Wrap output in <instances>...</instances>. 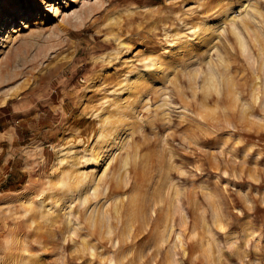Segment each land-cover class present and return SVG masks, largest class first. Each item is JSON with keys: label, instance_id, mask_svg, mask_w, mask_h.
Here are the masks:
<instances>
[{"label": "rangeland", "instance_id": "rangeland-1", "mask_svg": "<svg viewBox=\"0 0 264 264\" xmlns=\"http://www.w3.org/2000/svg\"><path fill=\"white\" fill-rule=\"evenodd\" d=\"M220 1L0 0V264H264V0ZM118 208L135 244L83 252Z\"/></svg>", "mask_w": 264, "mask_h": 264}, {"label": "bare ground", "instance_id": "bare-ground-1", "mask_svg": "<svg viewBox=\"0 0 264 264\" xmlns=\"http://www.w3.org/2000/svg\"><path fill=\"white\" fill-rule=\"evenodd\" d=\"M216 1V0H215ZM215 1H213V0H206V2H205V4H204V6L206 5V9H211V8H215L216 6H218L219 5V3H221V1L219 2V3H217V2H215ZM199 2V1H198ZM203 2H204V0H203ZM214 3H217V5H214ZM249 3V2H248ZM40 4L41 3H39L38 5L40 6ZM201 4H203V3H201ZM200 4V5H201ZM230 5V4H229ZM198 6V5H197ZM233 7V6H232ZM197 8H199V7H197ZM249 8V7H248ZM230 10L232 9V8H229ZM243 9V8H242ZM212 10V9H211ZM229 10V11H230ZM207 12V11H206ZM231 12V11H230ZM235 13V10H233L232 11V14H234ZM245 13V11L244 10H240V11H238V14H234L233 15V17L234 18H236V17H242L243 15L242 14H244ZM247 13V12H246ZM246 15V14H245ZM253 17V16H252ZM257 18V17H256ZM251 19V18H250ZM191 20V19H190ZM236 20V19H235ZM184 22H185V20H183ZM254 21V20H253ZM190 22V21H189ZM186 23V22H185ZM208 22L206 21L205 22V20H203L202 18H201V16H200V18H198V21L196 22V23H193V24H191V23H189V24H191V25H189V27L187 28L188 30H190V32L193 30V32H195L194 34H195V36H196V38H199L198 39V41L199 40H206L207 39V37L209 36V35H211V33L213 32V30H214V27H212V26H210V25H208L207 24ZM237 23V22H236ZM258 23V22H257ZM243 24V23H242ZM177 25V24H176ZM186 25H188L187 23H186ZM247 25V24H246ZM185 26V25H184ZM257 26H258V24H257ZM261 26V25H260ZM246 27V26H245ZM248 27V26H247ZM166 29V28H165ZM174 29H176V27L174 28ZM121 30V29H120ZM173 30V29H172ZM184 30H186L185 28H184ZM174 31V30H173ZM173 31H168V32H170V35H168L167 34V36H171V38L172 39H170V40H175L176 38H181V34H179L180 32L179 31H177V32H173ZM187 31V30H186ZM245 31V30H244ZM193 32H192V35H194L193 34ZM185 33V32H184ZM238 34V33H237ZM184 35V34H183ZM189 36V34L188 33H186L185 35H184V37L186 38V37H188ZM183 37V36H182ZM210 38H211V36H210ZM240 38H241V36H240ZM168 39V38H167ZM186 39H188V38H186ZM209 39V38H208ZM207 39V40H208ZM209 41H210V39H209ZM206 42H208V41H206ZM211 42V41H210ZM209 42V43H210ZM192 42L191 41H189V40H186L185 41V45H183L184 47H186V46H191L190 44H191ZM196 43V42H195ZM241 43H243V40H242V38H241ZM243 45H244V43H243ZM195 46V45H194ZM181 47H182V45H181ZM181 49V48H180ZM220 54V53H219ZM222 54V53H221ZM226 55V54H225ZM149 68H151L152 70H156V63L155 62H153L151 65H149L148 66ZM158 67V66H157ZM160 67V66H159ZM164 71V70H163ZM205 81H207V80H205ZM134 83V82H133ZM177 86V85H176ZM175 86V87H176ZM179 86H181V85H179ZM185 87V86H184ZM179 88V87H178ZM175 89V88H174ZM177 91V90H176ZM184 92V91H183ZM263 94V93H262ZM180 95V94H179ZM182 95V94H181ZM264 95V94H263ZM182 98V97H181ZM185 100V99H184ZM188 102V101H187ZM186 101L183 103V105L185 106L186 105V103H187ZM190 103V102H189ZM182 105V106H183ZM190 106V105H189ZM184 108H186V107H184ZM186 110V109H185ZM120 121H122V120H119V121H117V122H113L114 123V127L116 126V124L118 125V123L120 122ZM109 123V120H107V119H100V122H99V124H100V126H102L101 128H103V126H105L106 124H108ZM95 125L92 127V129L91 130H89L88 132H87V135L84 137V139H82L83 140V146H84V150H85V152L88 154V157H87V161H86V163H87V165L88 166H92V165H96L97 167L99 166V165H101L102 164V162L105 160L104 159V154L105 153H101V152H98L97 151V147H96V142H97V140H96V138L98 137V138H100L101 136H103L105 133H103V130H101V128L100 129H98V131H97V133L95 132L96 130H95ZM95 133H96V135H95ZM107 136V135H106ZM94 137V138H93ZM92 138H93V141H91L92 140ZM96 140V141H95ZM91 142V143H90ZM93 142H95L94 144H92ZM127 162V161H126ZM126 165V164H125ZM128 166V165H127ZM127 166H125L126 168H127ZM129 170V169H128ZM130 171V170H129ZM127 174V173H126ZM131 174V173H130ZM129 175V174H128ZM132 177V176H131ZM127 178V177H126ZM133 178V177H132ZM131 178V179H132ZM130 179V178H129ZM118 183V182H117ZM114 180H105V182H104V189H105V191L102 193V195H103V197L105 198V199H107V201H108V199L109 198H111L112 196H114L115 194H120V193H125L126 191H127V189L128 188H126L125 190H122V185H120V184H117ZM129 186V185H128ZM101 190V189H100ZM100 190L97 188V187H95V192L97 193V195L99 194L98 192H100ZM45 195V194H44ZM100 195H101V193H100ZM102 197V196H101ZM99 198V197H97L96 199H102V198ZM43 198V197H42ZM42 201V207H44L45 208V204H44V202H45V200L44 199H42L41 200ZM125 201V200H124ZM124 201H123V199H122V202L124 203ZM47 202V201H46ZM99 202H101V201H99ZM123 203H122V205H123ZM100 207V206H99ZM122 207V206H121ZM43 208V209H44ZM124 208V207H123ZM90 209V208H89ZM156 209V208H155ZM109 211V210H108ZM108 211H105L104 213H105V217L104 218H101V219H99L98 217L97 218H92L91 216L88 218V222H84L83 223V226L81 225V227L80 228H78L77 226L74 228L75 230H74V234L76 235V237H78V236H81L82 234H84V233H86L89 237H88V240L86 239V241H87V243L84 245V251L83 252H85V253H89L93 258H95V257H97L98 256V254L99 253H102V251L101 252H99L101 249V247L104 249V252L106 251V250H109V249H112V250H114V251H122V250H124L125 248H127L129 245H131V246H133L134 244H135V236H137V233H139V232H141V231H143V224H138V226L135 224V223H131L130 224V222H129V225H131V226H129V239L128 238H124L123 236H125V234H126V232H127V223L125 224V227H123L122 228V230H121V226H124V220H125V218H127V217H125L124 219H123V214L121 213V211L119 210V208L116 210V212L115 213H113L112 214V212H108ZM52 212H54V211H52ZM95 212H96V210H95ZM43 214L42 215H44L45 217H47V219L49 218V216L52 214L49 210H47V209H44L43 210V212H42ZM98 214V213H97ZM57 217V216H56ZM157 217V218H156ZM158 217H159V214H158V216H154V217H152L153 219H155L156 218V220L158 219ZM170 218V217H169ZM172 218V217H171ZM57 219H58V217H57ZM56 219V220H57ZM61 219V218H60ZM187 219V218H186ZM79 221V222H78ZM125 221H127V220H125ZM62 222V221H61ZM60 222V223H61ZM72 222H73V220H72V218H70L69 219V221H68V225H66V224H64V226H61V225H55V223H56V221L55 220H51V222H50V224H49V227H53V229H56V231H60V233H62V234H64L65 233V231L69 228V226H70V224H72ZM75 222V221H74ZM82 222V219H78L77 221H76V224L78 225L79 223H81ZM168 222V221H167ZM149 223V222H148ZM148 226V225H147ZM72 227V226H71ZM106 228H108V232H109V236H108V239H107V242H112V243H114V241L116 240V245H112V246H107V247H105L104 245H103V243H102V239H104L106 236L104 235L103 236V234H104V232H106L107 231V229ZM52 229V228H51ZM53 232V231H52ZM108 232H106V233H108ZM56 233V232H55ZM43 234H45V233H43ZM53 235H54V232H53ZM41 236V235H40ZM101 236H102V238H101ZM95 238H97V239H99V241L97 240L96 242H94L95 240ZM72 239L74 240L75 238L72 236ZM92 240H94V241H92ZM13 245H14V242L12 243V241H8L7 242V246H9V248H11V249H13ZM134 248V247H133ZM100 249V250H99ZM135 250V249H134ZM80 259V258H79Z\"/></svg>", "mask_w": 264, "mask_h": 264}]
</instances>
